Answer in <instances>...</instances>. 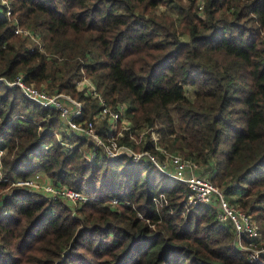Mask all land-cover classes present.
Here are the masks:
<instances>
[{
  "label": "trees",
  "instance_id": "obj_1",
  "mask_svg": "<svg viewBox=\"0 0 264 264\" xmlns=\"http://www.w3.org/2000/svg\"><path fill=\"white\" fill-rule=\"evenodd\" d=\"M8 1L40 46L0 16V77L82 100L77 122L103 107L74 86L90 77L105 104H125L132 129L118 144L155 151L154 129L163 147L214 168L211 180L264 223V0H203L202 13L199 0ZM106 128L103 119L111 144ZM0 148L5 176L41 170L89 197L72 207L0 180V264H255L214 204L185 206V182L144 159H109L60 110L3 80Z\"/></svg>",
  "mask_w": 264,
  "mask_h": 264
},
{
  "label": "built area",
  "instance_id": "obj_2",
  "mask_svg": "<svg viewBox=\"0 0 264 264\" xmlns=\"http://www.w3.org/2000/svg\"><path fill=\"white\" fill-rule=\"evenodd\" d=\"M1 2L4 6L0 9V16L13 22L15 34L23 33L30 34L32 37L38 36L34 31L22 28L18 19H14L13 9L8 0H1ZM203 6L204 1L199 0V11L201 13ZM1 80L11 86H19L28 98L42 106L59 109L66 126L77 134L93 140L96 147L103 148L109 159H114L121 154L129 155L133 161H140L144 158L154 164L162 174L185 182L189 189L184 202L185 206L191 207L198 203L214 204L218 210L219 220L222 223L232 225L239 246L249 249L251 246L248 247V245L253 244V263H260V256H264V244L260 243V241H263V234L262 227L255 217L250 212L241 209L239 205L232 203L226 194L211 180L209 175L203 172L198 163L160 145L159 134L154 129H151V131L147 128L143 129L137 139L143 140L150 131L154 140L155 151L146 148L135 151L133 147L127 144H118L119 137H123L126 131L132 129V122L127 116L125 104L119 103L115 107L105 104V100L91 78L89 79L84 75L75 81L74 86L79 91L97 97L103 107L95 112L91 119L78 122L76 119L81 118L83 114L84 102L73 95L63 92H51L44 87L38 88L34 83L26 82L23 75H18L13 81L0 77ZM103 119H107L106 130L111 144H106L103 141L98 130V126ZM58 135L61 137L60 134ZM131 137L133 136L131 135ZM133 138L135 141L137 140L135 136ZM4 152L5 149L0 148V180L9 184L6 191L22 189L32 193L42 192L54 199L72 201L73 204L82 203L89 198L79 190L54 182L49 175L41 170L26 176H15L13 178L5 176L1 166V156ZM164 153L166 154L164 155ZM95 154L96 152L92 151L87 153V156L92 159ZM163 198L164 194L161 193L155 200L162 201ZM114 201H118V199L115 198ZM245 238L249 239V244L243 242ZM254 247H258V249H254Z\"/></svg>",
  "mask_w": 264,
  "mask_h": 264
},
{
  "label": "rangeland",
  "instance_id": "obj_3",
  "mask_svg": "<svg viewBox=\"0 0 264 264\" xmlns=\"http://www.w3.org/2000/svg\"><path fill=\"white\" fill-rule=\"evenodd\" d=\"M22 27V26H21ZM23 28V27H22ZM26 29H28V28H26ZM30 30V29H29ZM32 31V30H31ZM20 35H23V36H27V38H28V41H29V45L31 46V45H39L40 46V40H39V38H37V37H39V36H34V37H32V36H30V34L29 35H27V34H23V33H19ZM33 35H35L34 33H33ZM89 79H90V77H89ZM93 80V79H92ZM2 81V80H1ZM7 85H9L7 82H5ZM9 86H11V85H9ZM36 87H38V88H42V87H40V86H38V85H35ZM44 88H45V86H44ZM63 93H66V92H63ZM67 94H70V93H67ZM187 94L189 95V96H191V97H193L194 96V87H192V86H187ZM71 95V94H70ZM34 101V100H33ZM59 110V109H58ZM64 120V119H63ZM64 123H65V121H64ZM141 133V132H140ZM140 136V135H139ZM139 136H135V138L137 139ZM132 139V138H131ZM134 139V138H133ZM149 138H148V136H145V138L143 139V140H139V139H137L136 141H135V143L136 144H140V143H144L145 141H147ZM135 140V139H134ZM118 143V142H117ZM159 144L160 145H162L161 144V142H159ZM139 146H141V145H139ZM163 146V145H162ZM154 149H155V147H154ZM167 149V148H166ZM169 150V149H168ZM89 150L87 149V152H88ZM135 151H141L140 149H135ZM87 152H86V154H87ZM86 154H85V157H86ZM166 153H164V155H165ZM106 155V154H105ZM87 158V157H86ZM144 159V158H143ZM90 160V159H89ZM142 160V159H141ZM144 160H146V161H148L147 159H144ZM199 165V164H198ZM201 168L203 167V166H201V165H199ZM205 166V165H204ZM204 169H205V172L206 171H210V174L208 173V172H206V174L207 175H209V177L211 176H213L215 173H216V171H214V168H210V167H203ZM202 168V169H203ZM204 172V171H203ZM161 173V172H160ZM215 183V182H214ZM216 184V183H215ZM217 185V184H216ZM218 186V185H217ZM224 187V186H223ZM218 188L225 194V192L223 191V189H222V186H218ZM225 188V187H224ZM4 191H6V190H4ZM37 193H41V194H43V195H45V196H47L49 199H51V200H53V201H56L57 200V198L56 199H54V198H52V197H50V196H48V195H46V194H44V193H42V192H37ZM114 199L115 198H112L111 200H112V202L114 203V204H118V201H114ZM62 201H65V202H67V203H70L71 204V206L72 207H76V205L77 204H73V203H71L70 201H67V200H62ZM232 203H234V204H237V206H238V203L237 202H234V201H232ZM198 204H200V203H198ZM198 204H196V205H198ZM204 204H206V203H204ZM193 206H195V205H193ZM187 208H189L190 206H186ZM240 207V206H239ZM241 208V207H240ZM242 209V208H241ZM254 217H255V219L258 221V224L262 227V234H263V241L261 242L260 241V243L261 244H264V223H263V218L262 217H258L257 215H255V214H252ZM242 244H243V242H242ZM247 244H249V243H247ZM244 245V244H243ZM249 246H251V247H249ZM248 247H249V249H247L246 247H242L243 249H247V250H249L250 252H251V260L253 261V244H250V245H248ZM254 249H258V247H254ZM264 257V256H263ZM262 256H260V263L259 264H261V262L262 261H264V258H263ZM255 263V262H254ZM256 264V263H255Z\"/></svg>",
  "mask_w": 264,
  "mask_h": 264
}]
</instances>
